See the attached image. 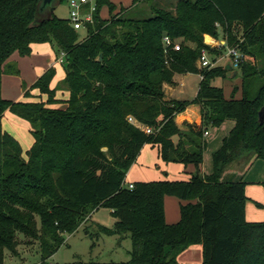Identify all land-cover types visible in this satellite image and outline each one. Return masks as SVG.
<instances>
[{"label":"trees","instance_id":"1","mask_svg":"<svg viewBox=\"0 0 264 264\" xmlns=\"http://www.w3.org/2000/svg\"><path fill=\"white\" fill-rule=\"evenodd\" d=\"M144 1L113 13L111 0H95L81 37L54 12L38 21V0H0V91L2 73L18 72L7 62L13 52L28 55L31 43L49 42L57 59L64 53L61 84L51 86L49 67L24 90V100L0 92V264L5 250L16 252L19 231L38 242L47 264L64 235L100 206L112 210L116 223L98 228L129 236L132 264H180L179 252L195 243L202 244V264H264V219H246L245 181L223 177L233 164L247 167L264 157V0ZM102 6L107 18L99 15ZM206 34L244 54L235 68L239 98L225 97L213 83L227 77L222 63L197 65L202 47L220 52L204 43ZM164 35L180 49L166 53ZM187 72L200 77L196 95L166 99L163 85ZM191 103L199 105V123L178 116ZM5 110L29 123L33 141L25 156L2 126ZM227 119L234 124L212 154L213 171L203 173L204 132ZM147 143L165 162L194 171L187 179L137 180L130 188L126 174ZM165 195L186 201L175 222L165 220Z\"/></svg>","mask_w":264,"mask_h":264},{"label":"rangeland","instance_id":"2","mask_svg":"<svg viewBox=\"0 0 264 264\" xmlns=\"http://www.w3.org/2000/svg\"><path fill=\"white\" fill-rule=\"evenodd\" d=\"M112 1H114V4L117 3L118 6H116L119 9L121 6L129 5L132 0ZM144 2V0H139L141 5H143ZM54 4L55 9L53 12L55 15L61 18H69L68 0L55 1ZM118 9L114 10L113 13ZM133 11L134 10H128L127 14L131 15L134 13ZM99 15L102 18H107L110 15L108 13V8L102 6ZM236 29L238 31V25L236 26ZM78 32L82 37L85 33L84 28L78 29ZM238 34H240L239 31ZM204 38L208 39V34L205 35ZM212 38L214 39V42L212 41V44L209 46L219 49L220 52H216L215 54L209 53V56L218 61L217 63L224 64L229 57L226 51L227 49L226 47L225 49H222L223 46L220 47L219 45H216V42L222 39ZM24 58H27V56L13 53L10 59L7 60V62L16 65L18 72H3L1 75L0 92L1 96L5 99L14 101L24 100L25 98L23 97L22 88L27 85V82L32 78L33 73L36 76V68L34 64H32L28 58L29 62H26ZM196 63L198 65L197 59ZM63 77L64 68L62 64H58L51 80V86L55 87L61 84ZM175 78L179 81V84L183 83V85L180 86V84L177 86L174 97L180 95L188 98L193 97L198 87L199 75L191 72L183 74L176 73ZM213 83L223 89L224 96L227 98L231 97L232 93L234 94V97L239 98L241 96L242 81L239 71L233 78H216ZM172 84H174V82H172ZM234 87L236 88L234 92H232ZM179 90H182V93H180ZM5 111L3 112L5 114H2L1 116L2 126L19 140L23 156H25L26 149L32 145L33 141L28 126L25 127L23 125L26 124V121L20 119V117L18 118L17 115L10 111ZM233 123V120L227 119L218 126H207L206 129L208 134L204 135L206 148L204 150V159L202 161L205 171L208 169L210 170V173L213 171L212 154L221 146L222 138L228 133ZM143 146L145 147L143 148ZM143 146L139 152L137 161L131 165H135V167H133V169L130 168L126 174V183H131L137 180L185 178L182 177V175H186L187 172L182 170L183 166L180 163L165 162L157 156L155 146L148 143ZM137 168L142 170L144 176L137 173ZM247 168L248 170L244 176L245 194L247 196L245 210L247 209L248 219L249 217L251 218L254 216L252 219L261 220L264 218V157H253L252 163ZM235 169L236 168L227 171L229 181L235 179ZM138 175H141L142 177L140 176L139 178ZM168 196L182 200L175 195ZM115 223L116 217L112 213V210L109 207L100 206L88 215L87 219L80 224L77 230L64 235L63 243L52 255L46 258L47 264H118L121 262L132 264L129 262V249L131 245L129 236L127 234L123 236L119 234H107L101 231L97 226L101 225L108 228H114ZM39 224V220L37 219L38 227ZM17 238L19 244L16 248V252L5 250L3 264H41L42 253L38 242L31 241L28 243L27 241L32 238L20 231L17 232Z\"/></svg>","mask_w":264,"mask_h":264},{"label":"crops","instance_id":"3","mask_svg":"<svg viewBox=\"0 0 264 264\" xmlns=\"http://www.w3.org/2000/svg\"><path fill=\"white\" fill-rule=\"evenodd\" d=\"M112 2H114V1H112ZM116 5H117V3H116ZM117 9H118V7H117ZM13 53H17V52H13ZM13 53L9 56V58L7 60L10 59V57L13 55ZM24 56H27V58L30 59L31 63L34 64V66L36 68L35 69L36 70L35 71L36 76L33 73L32 78L29 79V81L27 82V85L22 88V93L24 92V90L26 88L30 87L32 82L40 74H42L46 69H48L49 67H54L56 69V66L58 64H61L58 61V59L56 58L54 49H53V47L51 46V44L49 42H41V43L33 42V43H31V53L29 55H24ZM27 58H24V59H25L26 62H29ZM32 64H31V66H32ZM180 74H183V73H180ZM199 80H200V77H199ZM173 82H174V84L165 83L163 85L164 96H165L166 99H172V98H174V99H192L196 95L197 89H196L195 94L191 98H188V97H185V96L183 97L181 95L174 97V93H175V91L177 89V86L180 85V84H181L180 86H182L183 83L179 84V81L176 80L175 75L173 77ZM181 91L182 90H179L180 93H182ZM33 92H35V91H33ZM58 93H59V90H58ZM5 112H8V111H5ZM3 114H5V113H3ZM178 116L180 118H185L186 120H188L190 122L199 123L200 120H201L199 105L196 104V103L189 104L185 108V110H183L182 112L178 113ZM20 119H22V118H20ZM15 121H17V120H15ZM233 124H232V126H233ZM23 125L25 127L28 126V128H29V123L27 121H26V124H23ZM231 127H230V129H231ZM206 132L207 133H204V135L208 134V131H206ZM144 147L145 146H143V148ZM155 148H156V153H157V156H158V149H157L156 146H155ZM203 155H204V152H203ZM203 159H204V157H203ZM136 161H137V159H136ZM251 163H252V159L250 161V164ZM202 164H203V162L201 163V166H200L201 171L203 173H206V174L210 173L209 169L207 171H205L204 166ZM250 164L248 166H250ZM133 167H135V165L131 166L130 168L133 169ZM247 167H245V164H241V165L233 164L232 166H230L228 169H226L224 171L223 177L226 180H229L228 179L229 177L227 176V171L230 170V169L236 168L234 170L235 176H236L234 180H237V179H240V178L242 180H244V176L246 175V172L248 170ZM194 169L195 168H194L193 165L183 166L182 170L186 171L187 173H186V175H182V177H185V178H182V179H187L189 177L188 174L193 172ZM137 173L141 174L142 176H144L142 174V170L140 168H137ZM141 175H138L139 178H140ZM150 180H152V179H150ZM184 202H186V201L185 200H178L175 197L165 195V197H164V212H165V220L167 222L170 223V222H174V221L179 219V217H180L179 206H180L181 203H184ZM245 216H246L247 220H256V219H252V218H254V216H252L251 218L249 217V219H248L247 209L245 210ZM262 219H264V218H262ZM177 260L180 262V264H202V244L201 243H195V244L189 245L188 247L183 249L181 252H179V254L177 255Z\"/></svg>","mask_w":264,"mask_h":264},{"label":"built area","instance_id":"4","mask_svg":"<svg viewBox=\"0 0 264 264\" xmlns=\"http://www.w3.org/2000/svg\"><path fill=\"white\" fill-rule=\"evenodd\" d=\"M69 4V22L75 29L83 28L86 22L92 21V12L95 10L96 3L95 0H68ZM207 35V34H206ZM205 37V36H204ZM208 39L204 38V43L207 45H211L214 39L212 36L208 35ZM210 39V40H209ZM209 40V41H208ZM163 42L165 45V52L167 53L169 50H179L180 43L175 41L169 35H164ZM225 44V39L219 40L216 42V45L220 47ZM226 51L228 56L232 60V64L234 68H238L239 62L244 58V54L240 51L237 46H226ZM210 52L206 47H202L200 49L199 55L197 57L198 66L199 67H209L217 64L218 61L213 60L211 56H209ZM64 53L61 52L60 56L58 57V61L61 62ZM127 120L134 123L137 127L144 129L146 132H150V128L141 124L138 120H136L132 116H128ZM204 133H207L206 131ZM130 188L133 187L132 183H128Z\"/></svg>","mask_w":264,"mask_h":264},{"label":"water","instance_id":"5","mask_svg":"<svg viewBox=\"0 0 264 264\" xmlns=\"http://www.w3.org/2000/svg\"><path fill=\"white\" fill-rule=\"evenodd\" d=\"M55 1L60 0H38L36 9V19L38 21H44L51 16L55 9ZM224 68L227 70V77L232 78L236 74V69L233 67L232 60L230 57L223 64ZM260 117L264 115V108L259 112Z\"/></svg>","mask_w":264,"mask_h":264}]
</instances>
